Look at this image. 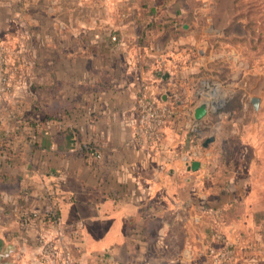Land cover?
I'll return each instance as SVG.
<instances>
[{
  "label": "crops",
  "instance_id": "obj_1",
  "mask_svg": "<svg viewBox=\"0 0 264 264\" xmlns=\"http://www.w3.org/2000/svg\"><path fill=\"white\" fill-rule=\"evenodd\" d=\"M215 14V0H0V43L15 70L0 95V140L10 152H0V264H45L52 209L70 264L196 256L226 187L213 148L220 134L225 142L240 133L239 116L221 103L234 97L243 111L252 98L233 70L238 47L224 53L230 43ZM140 92L174 111L157 147L135 138ZM202 103L207 114L196 119ZM256 133L241 131L247 163L223 170L245 201L263 186ZM185 157L201 168L188 170Z\"/></svg>",
  "mask_w": 264,
  "mask_h": 264
},
{
  "label": "rangeland",
  "instance_id": "obj_2",
  "mask_svg": "<svg viewBox=\"0 0 264 264\" xmlns=\"http://www.w3.org/2000/svg\"><path fill=\"white\" fill-rule=\"evenodd\" d=\"M215 11L213 23L225 29L226 39L230 43L224 53L229 55L233 50L235 52L234 47H238L239 57L235 60L236 65L233 70L239 77L245 76L243 87H246L250 97L259 98V105L254 110L251 101H246L248 107L241 111L239 106L242 103L234 97L221 103L225 109H234V116H239L238 132H240L236 136H229L225 142L224 135L220 134L219 143L213 148L217 155L213 164H217V169L221 170L222 178L219 179L226 183L224 184L226 190L222 188L220 191L223 195L219 191L218 198L213 199L219 202V206L211 213L217 218L211 238L197 245L194 258H181L177 263L264 264V156L258 162L257 168V179L262 181L263 186L258 187V191L248 193L247 201L244 199L245 191L244 193L243 190L234 191L229 186L231 182L228 176H225L227 174L223 172L224 169L231 171L236 169L237 165L247 163L246 159L251 149L241 143V131L247 133L251 129L257 132V136L262 141L264 155V0H215ZM226 73L227 68L212 71V75L217 76ZM217 76L210 78V86L213 89L218 87ZM223 127L227 129L229 125ZM253 135L252 137L255 136ZM242 154L244 159L241 160ZM214 195L216 197L217 194ZM224 195L226 201H223ZM247 211L250 215L248 218ZM178 238L176 241L168 242L170 246L166 252L168 255H174L179 251L181 236L179 235ZM91 264H107V262Z\"/></svg>",
  "mask_w": 264,
  "mask_h": 264
},
{
  "label": "built area",
  "instance_id": "obj_3",
  "mask_svg": "<svg viewBox=\"0 0 264 264\" xmlns=\"http://www.w3.org/2000/svg\"><path fill=\"white\" fill-rule=\"evenodd\" d=\"M7 64V51L0 43V95L7 92L10 76H15L14 69H6ZM135 105L137 110L135 138L137 142H144L157 147L161 140L162 126L174 115L173 109L160 100L152 99L144 92H140ZM185 161H187V165L190 162L187 159ZM52 213L54 214L53 211ZM58 222V217L55 214L54 218L47 222L54 226L55 232L52 236L45 237L41 244L45 264L72 263L64 229L62 231Z\"/></svg>",
  "mask_w": 264,
  "mask_h": 264
},
{
  "label": "water",
  "instance_id": "obj_4",
  "mask_svg": "<svg viewBox=\"0 0 264 264\" xmlns=\"http://www.w3.org/2000/svg\"><path fill=\"white\" fill-rule=\"evenodd\" d=\"M251 103H252L254 109H257V107H258V103H259V98H257V97H252V98H251ZM206 114H207V108H206V105L203 104V103L200 104V105H198V106L194 109V117H195L196 119H201V118H203ZM213 139H214V137H207V138L203 141L202 145H203L204 147H206V146L208 145V143L211 142ZM186 159H187V157L184 158V160H186ZM201 166H202V165L199 163V161L194 160V161L189 162V164H188V170L196 171V170L200 169Z\"/></svg>",
  "mask_w": 264,
  "mask_h": 264
},
{
  "label": "trees",
  "instance_id": "obj_5",
  "mask_svg": "<svg viewBox=\"0 0 264 264\" xmlns=\"http://www.w3.org/2000/svg\"><path fill=\"white\" fill-rule=\"evenodd\" d=\"M2 150L5 151L7 155L10 153L9 147L6 145V143L4 141L0 140V152ZM0 178H1V174H0ZM52 211L54 212L55 216L58 217V211L56 209H53ZM52 211H49L46 214H44V221L45 222H48L54 218V214L52 213Z\"/></svg>",
  "mask_w": 264,
  "mask_h": 264
}]
</instances>
